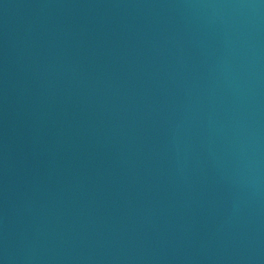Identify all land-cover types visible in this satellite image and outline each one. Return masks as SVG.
Instances as JSON below:
<instances>
[{
  "label": "water",
  "instance_id": "water-1",
  "mask_svg": "<svg viewBox=\"0 0 264 264\" xmlns=\"http://www.w3.org/2000/svg\"><path fill=\"white\" fill-rule=\"evenodd\" d=\"M0 264H264V0H0Z\"/></svg>",
  "mask_w": 264,
  "mask_h": 264
}]
</instances>
